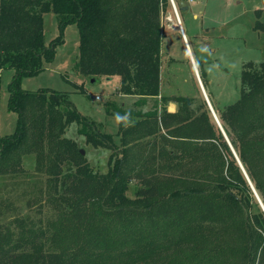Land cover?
<instances>
[{
  "label": "trees",
  "instance_id": "16d2710c",
  "mask_svg": "<svg viewBox=\"0 0 264 264\" xmlns=\"http://www.w3.org/2000/svg\"><path fill=\"white\" fill-rule=\"evenodd\" d=\"M167 1L0 0V69L13 70L6 108L15 113L12 133L0 137V175L21 171L22 155L32 154L45 179V210L0 224V264H264L255 196L264 208V59L241 63L233 101L209 102L226 141L199 87L196 97L159 94V10ZM45 12L58 26L47 45ZM69 23L80 76L116 77V92L136 97L133 104L159 94L150 110L105 107L117 121V144L64 94L18 87L53 59ZM253 28L264 23L255 19ZM198 77L210 101L205 75ZM169 100L174 112L164 108ZM72 122L86 143L110 151L105 172L63 135Z\"/></svg>",
  "mask_w": 264,
  "mask_h": 264
},
{
  "label": "rangeland",
  "instance_id": "374dc122",
  "mask_svg": "<svg viewBox=\"0 0 264 264\" xmlns=\"http://www.w3.org/2000/svg\"><path fill=\"white\" fill-rule=\"evenodd\" d=\"M177 16L197 73H203L207 80L205 88L209 102L221 108L238 96L241 63L264 59V30L253 28L255 19L264 23V0H168L160 6L159 18L163 35L160 67L163 79L170 82L168 89L161 83V88H164L163 96L196 97L198 83L180 37ZM42 27L43 43L47 45L58 34L56 15L52 12L43 13ZM60 37L62 42L56 45L53 59L43 63V70L37 74L21 76L18 87L26 91L48 89L64 94L78 113L99 130L111 133L117 144V121L105 112L107 97L115 90L116 77L109 81L104 78L92 81L91 78L80 76L74 66L78 45L75 24H66ZM12 73L10 68L0 69V137L12 133L14 129L15 113L6 108L7 85ZM95 95L96 99L93 98ZM124 99L121 109L138 110L128 97ZM152 100L149 101L148 108L141 110L152 109L155 106ZM196 103L194 98L191 106ZM176 108L175 103V110ZM113 110L110 109L113 112L111 114H114ZM131 118L130 114H126L120 120L122 124H126ZM63 135L75 141L92 169L99 172L107 170L108 149L86 143L84 137L76 133L74 122L68 125ZM33 165V155L25 154L21 157V171L0 175V224L8 223L18 216L29 215L36 218L45 210L40 207L45 179L34 171Z\"/></svg>",
  "mask_w": 264,
  "mask_h": 264
},
{
  "label": "crops",
  "instance_id": "0c3cea01",
  "mask_svg": "<svg viewBox=\"0 0 264 264\" xmlns=\"http://www.w3.org/2000/svg\"><path fill=\"white\" fill-rule=\"evenodd\" d=\"M177 22H178V29H179V32H180V34H181V39H182V41L184 42V45H185V47H186V50H187V52H189V54H190V58L192 59V66H193V70H194V72H196L195 74L198 76V73H197V70H196V66H195V63H194V60H193V57H192V53H191V51H190V49H189V46H188V42H187V39H186V36H185V33H184V31H183V28H182V26H181V23H180V20H179V17L177 16ZM179 34V35H180ZM195 75V76H196ZM163 74L161 73V67H159V94H161L162 96L164 95V93H163V90H164V88L165 89H168L169 87H170V82L169 81H167V80H164L163 79ZM114 77H108V78H104L105 80H111V79H113ZM199 78V77H198ZM114 80V79H113ZM114 82L116 83L115 84V90H114V93H111L108 97H107V103H106V106L105 107H111V105H116V106H121V105H123L124 103H125V99L124 98H126V97H128L131 101V103L133 104V101L136 99V97H134V96H131V95H124V94H120V93H118V92H116V90H117V85H118V79L116 78V80H114ZM161 83L163 84V87L161 88ZM159 94L156 96V97H154V98H156V99H158L159 98ZM152 99H145V103H140V104H134L135 106H134V108H136V109H140L141 110V108H148V106H149V101H151ZM116 103V104H115ZM131 103H130V105H131ZM165 106V109H166V111L167 112H174L175 111V103L173 102V101H167L166 102V104L164 105ZM145 109H143V110H141V111H144ZM105 132V131H104Z\"/></svg>",
  "mask_w": 264,
  "mask_h": 264
},
{
  "label": "water",
  "instance_id": "95a60500",
  "mask_svg": "<svg viewBox=\"0 0 264 264\" xmlns=\"http://www.w3.org/2000/svg\"><path fill=\"white\" fill-rule=\"evenodd\" d=\"M170 1H171V0H170ZM171 4H172V2H171ZM183 8H185V7H183ZM173 10H174V12H175L174 7H173ZM175 15H176V13H175ZM187 54H188V56H189V58H190V54H189V52H187ZM190 61H191V63H192V59H191V58H190ZM194 73H196V72H194ZM195 75H196V74H195ZM196 79H197L198 87H199V89H200V92H201V94H202V97H203V99H204V101H205V103H206V105H207V108H208V110H209V112H210L212 118L214 119L215 123L217 124V126H218L219 129L221 130V133H222L223 137L226 139V136H225V134L223 133V131H222V129H221L219 123H218V120H217V118H216V116H215V114H214V112H213V109H212V107H211V105H210V103H209V101H208V99H207V96H206V94H205V92H204V89H203V87H202V84H201V82H200V80H199V78H198L197 75H196ZM226 141H227V139H226ZM231 150H232V148H231ZM79 152H80V154L83 153V151H82L81 149L79 150ZM232 153H233L234 157H235L236 160H237V157H236V155H235V153H234L233 150H232ZM237 162H238V160H237ZM238 164H239L241 170L243 171V169H242V167H241V165H240L239 162H238ZM243 173H244V171H243ZM244 175H245V173H244ZM245 177H246V175H245ZM246 179H247V177H246ZM247 181H248V179H247ZM248 183H249V185L251 186V184H250L249 181H248ZM253 191H254V190H253ZM255 196H256V198H257V200H258V202H259V204H260V206H261V209H262L263 212H264V208H263L262 204L260 203V201H259V199H258V197H257L256 194H255Z\"/></svg>",
  "mask_w": 264,
  "mask_h": 264
},
{
  "label": "built area",
  "instance_id": "2783aa9c",
  "mask_svg": "<svg viewBox=\"0 0 264 264\" xmlns=\"http://www.w3.org/2000/svg\"><path fill=\"white\" fill-rule=\"evenodd\" d=\"M93 98H94V99H96V98H97V96L95 95Z\"/></svg>",
  "mask_w": 264,
  "mask_h": 264
}]
</instances>
